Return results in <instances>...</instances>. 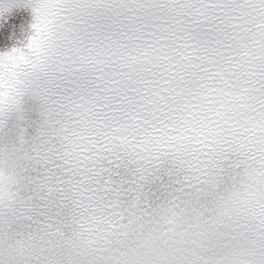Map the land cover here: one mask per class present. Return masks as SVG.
<instances>
[{"label": "snow or ice", "instance_id": "6c2138e0", "mask_svg": "<svg viewBox=\"0 0 264 264\" xmlns=\"http://www.w3.org/2000/svg\"><path fill=\"white\" fill-rule=\"evenodd\" d=\"M0 264H264V0H0Z\"/></svg>", "mask_w": 264, "mask_h": 264}]
</instances>
